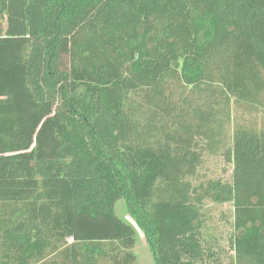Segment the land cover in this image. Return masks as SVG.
<instances>
[{
  "label": "trees",
  "instance_id": "trees-1",
  "mask_svg": "<svg viewBox=\"0 0 264 264\" xmlns=\"http://www.w3.org/2000/svg\"><path fill=\"white\" fill-rule=\"evenodd\" d=\"M247 111H264V0H0V264H139L120 201L156 264H218L207 201L234 209L231 264H264ZM215 155L231 180L198 185Z\"/></svg>",
  "mask_w": 264,
  "mask_h": 264
},
{
  "label": "rangeland",
  "instance_id": "rangeland-1",
  "mask_svg": "<svg viewBox=\"0 0 264 264\" xmlns=\"http://www.w3.org/2000/svg\"><path fill=\"white\" fill-rule=\"evenodd\" d=\"M239 111V106H235V113ZM241 112V110H240ZM244 118L251 119L253 116L261 119L264 117V111L258 114H248L243 112ZM234 128L231 125L230 130ZM232 165L226 163L220 155L211 156L203 169L200 170L198 177L195 179V183L198 185L207 186L213 181L229 182L233 172ZM117 215L131 225L137 232V243L133 252L137 256L139 264H156L154 255L149 247L144 233L140 227L136 224L135 220L129 215L125 204L120 201L116 207ZM204 214L206 217L207 228L206 233L208 239L217 242L224 250V255L216 261L218 264H231L233 252L230 250V237L236 234L234 229V209L229 203H214L207 201L205 204ZM73 240L68 241V245H72ZM54 257L50 256L47 260L51 261ZM96 264H113L109 258H98Z\"/></svg>",
  "mask_w": 264,
  "mask_h": 264
}]
</instances>
